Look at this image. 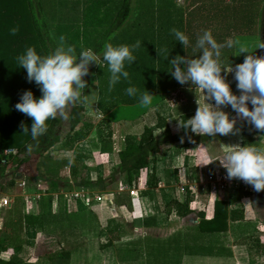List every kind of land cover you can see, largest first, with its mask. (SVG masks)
<instances>
[{"label":"crops","instance_id":"obj_1","mask_svg":"<svg viewBox=\"0 0 264 264\" xmlns=\"http://www.w3.org/2000/svg\"><path fill=\"white\" fill-rule=\"evenodd\" d=\"M247 1L249 4H246ZM263 1L260 0L257 4L252 20V8L243 10L244 7L252 4V0H166V7L162 9L156 7L158 0H153L150 29L153 34L166 32L167 47L170 49L184 47L182 42L176 41L171 31L174 28L184 32L185 35L186 33L200 34L206 30H210L212 34L226 32L234 34L228 39L236 40L247 34L264 32ZM232 5L236 8L235 12L228 11ZM224 8L225 12L222 11ZM140 13L141 11H136V17L145 16ZM243 60L236 62L233 58V67L242 63ZM91 75L90 87L85 94L87 100L83 103L84 116L75 127L80 136L69 143L66 142L67 137H60L56 143L35 158L36 163H33V167L36 165L37 169L33 172L29 170L28 172L26 168L20 174L13 169H8L0 176V200H6L4 206L0 205V236H4L8 231L5 220L8 219L7 214L11 213L9 207L17 203L21 213L34 215L40 211L39 201L43 200L44 208L48 213L58 211L59 213L62 211L76 213L87 209L94 214L96 225L76 229H82V235H85L83 240L93 245L91 248L96 251L94 255L106 257L100 264H249L246 260L247 251L244 250V245L233 242L235 234L231 226L235 222H244L243 211L235 203L237 204L239 200L242 202L251 194L233 199L235 192L233 194L219 192L214 197L208 198L199 189V184L210 180L216 171L224 168L220 166L219 161L198 166L204 159L219 158L230 148L241 145L240 131L247 121L237 117L230 105L221 106L223 111L229 113L230 118L236 117L235 127L239 131L234 135L218 134L210 141L181 147L179 142L169 143L162 136L180 130L178 128L179 120L181 121L179 111L183 107L187 106L194 116L198 107L197 100L201 103L206 102L204 93L197 87L189 88L184 84L176 83L171 90L152 91L150 93L152 96L158 95L162 99L158 98L156 102L152 101L146 106L139 114L140 118L129 119L125 116L116 117L111 107L100 108L98 98L107 95V92L97 87L94 73L92 72ZM223 76L230 84L232 92L239 95L234 72H226ZM139 94L137 93L138 96ZM137 102L139 103V100L135 103ZM209 102L215 103L214 100ZM123 104L125 103L120 105ZM87 113L92 116L90 121H95L94 126L89 124ZM105 116L109 117L106 124L101 120ZM144 126H149L154 135L162 138L159 151L153 155V183L149 178L151 164L141 168L137 177L130 183L119 180L110 181L106 176L109 168L117 162V152L124 145L123 137L129 135L136 140ZM100 132H103L102 136ZM254 137L262 147L261 138L264 139V133L261 134L256 130ZM72 164L74 174H71ZM80 171L85 180L97 176L105 178L98 188L89 189L92 195L94 194L92 192L98 193L95 195L101 196L102 201L92 200L89 206H82L73 201L71 205L70 201L61 196L60 191L66 188L65 185L69 181L73 182V176ZM11 175L15 178L9 184ZM8 176H10L9 179H7ZM127 189H132L133 194L129 195ZM250 190L252 193L255 191L253 187ZM37 192H40V196L32 197ZM120 192L128 194L127 203L113 204L108 207L106 200L112 202L114 196ZM27 196L28 198L24 200L23 198ZM214 200L224 201L226 208V225L219 231H209L198 226L197 212L203 213L204 219H208L212 215ZM174 201L187 206L190 212L182 215L176 212ZM113 208L117 210L120 218L117 222L110 219V210ZM231 211H234L233 218L229 217ZM62 221L56 222L53 227L54 231L57 230L56 233H63L66 229L58 228ZM19 223L21 227L14 233L19 246L16 249V256L24 262L31 263L33 259H36L37 254L30 257L29 252L25 254V250L31 248L33 237L39 232L38 234H41L45 240L43 242L47 243L57 238V235L53 233L46 235L47 229L44 224L24 223L22 220ZM76 229L70 228L68 231L72 232ZM253 229L257 230L252 220ZM114 231L117 235L115 237ZM69 234L74 236V233ZM100 236L104 238L98 241L97 238L100 239ZM10 251V249L1 251L0 254L5 253L6 257L3 258H7L10 256ZM64 252L63 260L66 262L68 258L72 261L77 258L73 250ZM24 254L25 258L22 257ZM90 258H92L91 255Z\"/></svg>","mask_w":264,"mask_h":264},{"label":"trees","instance_id":"obj_2","mask_svg":"<svg viewBox=\"0 0 264 264\" xmlns=\"http://www.w3.org/2000/svg\"><path fill=\"white\" fill-rule=\"evenodd\" d=\"M259 2L260 0H252V20L254 19L253 13L254 11L256 12V6ZM96 3L101 4L102 8L97 9L94 20L96 22L95 24L102 27V29L90 41V45H86L84 49H92L103 60L105 45L108 43H111L113 46H131L137 41L141 42L139 48L133 49V55L136 57L135 62L131 64L125 63V70L129 72V78L127 80L121 78L120 82L110 90V74H108L104 87L107 95L98 98L100 108L107 109L111 107L114 115L117 104H128L138 101L141 96L139 93L143 94L147 91L150 93L152 91L163 92L173 89L178 82L169 72L172 68L169 61L172 58L177 55L187 58H197L201 54V50L196 48V41L203 33H186V36L189 38V45L186 49L184 47L175 49L168 48V34L166 32L153 34L149 24L153 0H117L116 3L112 2L108 5H106L105 0H97ZM246 4H249V2L247 1ZM156 7L160 9L165 8L166 0H158ZM136 11H141L140 14H144L145 16L140 18L139 15L136 17ZM222 11L225 12V8ZM228 11L235 12L236 8L232 5ZM131 13L134 16L129 21L128 17ZM128 24L130 31L126 32L121 26H127ZM12 28H18V32L15 35H12L10 32ZM64 31L59 36H63L67 44L74 46L77 51L74 38H68L66 30ZM116 32H119L117 36L123 35V37L116 40ZM212 35L218 43L224 44L234 34L224 32L214 33ZM112 36L114 37L111 41ZM262 41L264 40H260V42ZM28 47L34 48L41 56H47L57 47L45 24L40 0H0V176L8 169H13L14 172L21 174L26 170L28 163L35 160L36 157L60 139L58 126L61 120L59 117L50 119L47 122L48 130L38 138V143L32 139L30 131L25 134L20 127L22 121L29 129L32 124L30 117L17 111L15 108V105L21 99L22 93L31 90L35 98L38 99L42 96L41 87L35 81L29 82L26 69L18 65L17 57L24 54ZM258 56H264V49H259ZM233 58V48L224 47L221 49L220 63L222 67L228 68L231 65L233 66ZM95 67H97L95 63L91 64L88 75L83 78L87 82V87L83 90L84 95L88 91L90 74L94 71ZM225 73L222 71L221 74L223 75ZM184 85L189 88L196 87L195 85H191V82ZM128 87H135L138 90L137 93L139 96H128L126 93ZM158 98L162 99L158 95L152 96V101L156 102ZM83 103L77 104L74 107L70 105L67 109L69 118L67 119L65 137H67L66 142L68 143L80 136V133L75 130V127L84 116ZM182 109L179 111L181 121L193 116L192 111L188 110L187 106ZM101 120L106 124L109 121V117L105 116ZM255 134V128L246 122L240 131L241 146L251 144L260 147L255 140ZM162 137L169 143L179 142L181 147H187L190 144L201 141H210L214 138L196 135L190 129L186 132L183 128H180L175 133H166ZM182 137L183 140L181 139ZM161 141L162 138L154 135L149 126L142 128L136 140L129 135H125L123 137V148L117 152V162L109 168L106 178L110 181L119 180L130 183L137 177V173L141 168L151 164L149 178L153 183V155L159 151ZM28 145H32L31 152L28 151ZM5 148H12L14 152L4 155L2 154V150ZM71 168V174H74L73 164ZM14 178L15 176L13 175L8 183L11 184ZM104 179L101 176H97L93 179L85 180L82 171H80L77 175L73 176V184L77 187L93 190L94 188H98V185L102 184ZM242 190L245 189H238L234 193L233 199L250 194ZM128 198L127 193L120 192L114 196L112 202L109 200H106V202L108 207H110L113 204H126V199ZM174 206L176 207V212L181 215L190 212L187 206L181 205L178 202L174 201ZM39 207L40 211L34 215L21 213L19 204L17 203L9 207L11 213L7 214L8 219L5 220L6 230L8 231H6L4 236H0V252L8 249L11 251L10 256L7 258L0 257V264H30L16 256V249L19 246L14 237V233L21 227L19 223L21 220L24 223L35 222L39 223V225H46V235L51 234L56 222L62 220L64 222L62 221V224L58 228L83 229L96 225L94 214L87 209L76 213H66L63 211L60 213L59 211L57 213H48L44 208L43 200L39 201ZM234 211L229 213L230 218H233ZM197 216L199 217L198 226L200 228H206L209 231L224 229L226 225L225 202L222 200H214L212 215L208 219H204L203 213L201 212H197ZM50 224L51 226H49ZM57 253V258L62 259L64 257V250Z\"/></svg>","mask_w":264,"mask_h":264},{"label":"clouds","instance_id":"obj_3","mask_svg":"<svg viewBox=\"0 0 264 264\" xmlns=\"http://www.w3.org/2000/svg\"><path fill=\"white\" fill-rule=\"evenodd\" d=\"M176 41L182 42L186 49L189 38L184 32L172 29ZM12 35L18 32V28L10 29ZM141 42L134 45L113 46L105 45L103 61L107 63L110 72L109 89L120 82L121 78L127 80L129 72L125 70V63L135 62L133 49L139 48ZM236 48L238 54L247 53L242 63L222 67L220 63L221 49ZM196 48L201 50L197 58H187L177 55L169 63L172 66L169 72L180 84L191 82L198 90L204 93L205 103L197 100L198 107L195 115L180 121L178 128L186 132L201 136L215 137L218 134L227 136L236 134L239 130L235 127L236 117L230 118L229 113L222 110L221 106H231L236 116L247 121L258 132L264 133V56L254 55L249 47L240 40L228 39L224 44L218 43L210 30H206L197 38ZM256 49H264V41L258 42ZM158 51V50H157ZM237 54V55H238ZM168 57V56H167ZM166 57V59H167ZM18 65L27 71L29 82L35 81L41 87L42 96L35 98L31 90L22 93L20 101L15 105L17 111L32 119L29 129L21 122L22 132L30 131L33 140L48 130V121L57 117L67 120V109L87 100L83 90L87 82L83 79L89 73V66L93 63L103 67L101 57L92 49H82L76 55L74 46L66 45L65 38L60 37L57 47L47 56L39 55L34 48L28 47L24 54L17 57ZM222 71L234 72L236 87L240 94L232 92L230 84L226 81ZM137 89L128 87V96H136ZM214 104L209 101H213ZM141 106L152 103V95L145 92L140 96ZM249 104L252 105L249 108ZM183 140V137L181 138ZM28 151H32V145H28ZM219 161L220 166L227 170V179H240L251 185L255 191H264V147L244 145L232 147L216 159L207 158L198 166Z\"/></svg>","mask_w":264,"mask_h":264},{"label":"rangeland","instance_id":"obj_4","mask_svg":"<svg viewBox=\"0 0 264 264\" xmlns=\"http://www.w3.org/2000/svg\"><path fill=\"white\" fill-rule=\"evenodd\" d=\"M96 1L97 0H40L45 24L56 46L60 39L59 34H63L65 32L64 30H66V33H67L66 35L68 36V38H71V37L74 38L75 44L77 45V51H76L77 56L82 51V49H84L86 45H90V41L94 39L98 35L100 29H102V27L95 24L96 22L94 20L97 14V9L102 8V5L97 4ZM105 1H106V5L112 2L113 3L117 2V0H105ZM248 8L249 9L252 8V4L244 7L243 10H249ZM133 16H134L133 13L129 15L128 17L129 21L130 19L133 18ZM91 22L93 23L90 24ZM128 26L129 24L127 26H121V28L124 29L126 32L127 31L129 32L130 29H128ZM115 34H116L115 36L116 40L123 37V35L117 36L119 32L118 33L116 32ZM250 36H252V38H248ZM113 37L114 36L111 37V41L113 40ZM238 40H240L243 44L247 45L250 51H255L254 55L258 56L259 49L255 50V47L257 43L260 42V40H264V32H259L254 35L247 34V35H244V37H240V39ZM65 43L66 45H68L66 41ZM237 54H238V51L237 49H235L234 59L236 62L242 61L247 55V53L238 54V55ZM101 63L103 67L101 68L100 66L96 65L97 67L94 68L93 73H94V79L97 82V87L101 91H103L106 80H107V75L110 74V72L108 71L107 63L104 62L103 60H101ZM91 74H90V78H92ZM88 87H90V84ZM90 97H92L91 94H90ZM170 98L174 99V97H170ZM135 102H132L131 104H128V105L117 104L115 116L116 117L125 116V117H128L129 119L140 118L141 116H139V114L144 111L146 106H141L140 103L138 102L135 103ZM251 107L252 105L249 104V108ZM164 109L165 111H167L166 108ZM87 114H88L87 117H88L89 124L91 126H94L95 121H90L92 120V116L90 115V113H87ZM60 120L61 122H60V125L58 126V132H59V136L63 138V136L65 137V134L67 131V120H63L61 118ZM102 133H101V136H102ZM261 140L263 142L261 146L264 147V139L261 138ZM34 162L35 161L33 160L30 163H28L27 171L29 170L33 172V170L37 169L36 165H34L33 167ZM9 178L10 176L7 177V179ZM68 184L69 185L73 184V182L69 181ZM68 184L65 185V187L69 186ZM248 186L250 189H252L251 185L248 184ZM92 193L98 194L95 192H92ZM250 194L251 195L244 198L242 202L241 200H239L237 204L235 203V205L240 206L243 211L244 222L242 223L235 222L232 224L231 228H232L233 233L235 234V236H233V242L236 244L244 245V250L247 251L246 260L249 264L254 263V262L257 264H264V251H262L264 250V218H263L264 202H262L264 200V191H260V192L254 191V193H252L251 191ZM99 197L100 199L98 201H102L103 198H101V196ZM69 204L72 205V201H70ZM252 204H254V206H252ZM110 211H111L110 219L113 222H117L118 219H120L119 215H117L118 214L117 210L113 208ZM252 220L255 224V229L257 230H254V229L252 230ZM237 229H240V230H237ZM68 230L69 229H64L63 233H56L57 230L54 231V229H52V233L57 235L58 239L55 237L54 239L49 240V242L47 243L43 242L45 240L43 237H41V234H38L39 233L38 232L33 237V240L31 242L32 245L30 244L31 248H28L25 250V254L26 252L27 253L29 252L30 257L37 254L36 259H33V261L30 264H92V263L100 264V263H103L102 260H105L106 257H102L101 255L100 256L94 255V252L96 251H94V248L93 249L91 248L93 245L83 240V235H84V234L82 235L83 231H81L80 229H76L72 232H69ZM114 232L115 234H113ZM114 232H111V233L115 237L117 235H116V231ZM64 233H65V236L63 237ZM69 233H74V236ZM113 235H110V236L113 237ZM103 238L104 237L100 236V239L97 238V240L98 241L103 240ZM95 244L97 246L96 242ZM62 250L64 251L73 250L75 254H77V258L74 260L75 262L70 260V258H68L67 262L64 261L63 258L62 259L57 258V254H58L57 252H60ZM25 254L22 255L23 258H25ZM90 255L92 256V258H90ZM0 256L6 257V254L5 253L0 254Z\"/></svg>","mask_w":264,"mask_h":264},{"label":"built area","instance_id":"obj_5","mask_svg":"<svg viewBox=\"0 0 264 264\" xmlns=\"http://www.w3.org/2000/svg\"><path fill=\"white\" fill-rule=\"evenodd\" d=\"M14 150L12 148H5L2 150V154L6 155L8 153H12ZM69 185V184H68ZM199 189L202 190L203 194H205L208 198L214 197L219 192H225L226 194H233L238 189H245L249 190L248 184H246L244 181L240 179H227V170L221 169L216 171L213 174V177L206 181L201 182L199 184ZM127 192L129 195L133 194L132 189H127ZM60 194L63 198H65L68 201H75L83 206H89L92 200H99V195L91 194L90 190L83 187H77L73 184H70L65 189L60 191ZM29 196V195H28ZM23 198L24 200L26 198ZM40 196V192H37L32 195L34 198H38ZM6 200L2 199L0 200V205L4 206Z\"/></svg>","mask_w":264,"mask_h":264}]
</instances>
